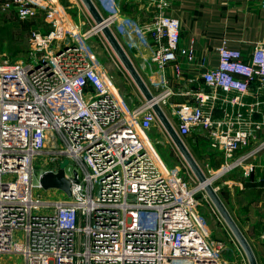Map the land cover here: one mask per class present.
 I'll return each mask as SVG.
<instances>
[{"label": "built area", "instance_id": "obj_1", "mask_svg": "<svg viewBox=\"0 0 264 264\" xmlns=\"http://www.w3.org/2000/svg\"><path fill=\"white\" fill-rule=\"evenodd\" d=\"M147 1L142 23L122 17L117 0L100 13L112 32L149 42L159 74L151 99L126 113L83 49L96 24L84 31L56 0H3L18 20L45 21L30 29L24 59L0 60V264L236 263L197 217L196 176L161 170L139 130L159 123L157 103L181 139L199 135L223 155L219 174L242 166L264 146V43L242 53L223 42L212 67L181 44L172 0ZM184 65H198L200 79L178 91L167 68L178 80ZM173 95L184 100L171 104ZM61 156L74 162L70 174L63 168L70 195L32 182L35 167L58 173Z\"/></svg>", "mask_w": 264, "mask_h": 264}, {"label": "crops", "instance_id": "obj_2", "mask_svg": "<svg viewBox=\"0 0 264 264\" xmlns=\"http://www.w3.org/2000/svg\"><path fill=\"white\" fill-rule=\"evenodd\" d=\"M92 1L100 13H104L110 4V0ZM56 2L67 9L70 18H82L88 24L95 25L96 22L81 0H56ZM117 2L122 17L126 16L133 22L142 23L152 16L153 9L148 6L147 0L141 2L139 0H117ZM167 13L179 21L181 44L191 45L197 56L206 59L208 65L212 67L218 63L217 47L223 42L228 48L239 50L242 53H250L254 45L264 43L263 0H172ZM112 29L149 90L152 92L157 90L159 74L155 65L149 61L151 53L149 42L147 41L143 46L135 34L131 36L136 38H131L118 32L115 27ZM183 67L184 71L178 80L172 78L171 68H167L169 79L178 91L184 88L188 79L195 77L200 79L198 76L202 70L198 65L190 69H187L185 65ZM176 96L181 98L178 99ZM183 100L184 97L181 95H173L169 98V103H178ZM184 138L187 141L190 139L194 144H196L195 141H200V144L205 142V139L199 135ZM260 141V137L253 139L247 149L236 155L254 149ZM207 148L214 151L209 146ZM219 154L221 158L215 162V165L220 168L223 167L225 160L223 155ZM220 175H224V179L220 183L221 188L216 187V190H219L218 194L228 212L249 241L257 263L264 264V238H262L264 232V146L248 158L242 166L236 165ZM234 248L238 251L236 247Z\"/></svg>", "mask_w": 264, "mask_h": 264}, {"label": "rangeland", "instance_id": "obj_3", "mask_svg": "<svg viewBox=\"0 0 264 264\" xmlns=\"http://www.w3.org/2000/svg\"><path fill=\"white\" fill-rule=\"evenodd\" d=\"M2 2L3 0H0V60L9 59L10 61H15L24 59L29 53L28 34L30 29L37 26H44L43 22L45 19L41 15V17L31 21H20L12 11L2 8ZM90 27L91 25L85 22L83 30L87 31L91 29ZM82 46L87 56L97 65V68L101 67L106 77L109 90L117 97L121 106L124 107V112L127 113L128 107L131 108L139 104L143 98V94L123 67L117 55H115V52L102 32L98 31L91 33L87 42H82ZM119 94L125 96L123 97V101L120 99ZM176 98L179 99L181 97L176 96ZM166 113L175 125L176 120L171 117L170 110H166ZM139 132L145 141V146L153 154L161 170L166 172V170L170 168L181 174H187V172L193 174L192 170L174 145V142L167 136L168 134H166L167 132L160 121L155 127L146 131V133L140 130ZM183 141L200 166L205 177L211 178V185L219 187L220 189V183L225 175L221 176L218 174L222 167L219 168V166L215 165V162L221 158L220 154L216 151H210L207 148L208 143L206 141L203 144H200V141H195L196 144H194L193 141L191 142L190 139L187 141L186 138H183ZM211 154L213 155L211 156ZM53 167L56 169L60 167H69L66 173L70 174V172H72L70 170H73L74 162L72 159L61 156L57 162H53ZM40 172L41 168L35 167L32 177V182L35 185L39 183ZM196 182L198 183L197 179ZM193 185H195V183H193ZM218 191L219 190H217V193ZM44 193L50 194V191H45ZM206 195L203 188L197 192L195 200L197 217H199L207 230L212 231L213 235L224 239L230 244L232 247L231 258L236 262L235 264H248L241 245H239L218 213L219 211L216 210L213 203ZM61 196L63 197L64 195L61 193ZM234 247H236L238 251Z\"/></svg>", "mask_w": 264, "mask_h": 264}, {"label": "water", "instance_id": "obj_4", "mask_svg": "<svg viewBox=\"0 0 264 264\" xmlns=\"http://www.w3.org/2000/svg\"><path fill=\"white\" fill-rule=\"evenodd\" d=\"M83 3V6L86 7V9L89 11L90 15L94 19V22H96V26L100 27V31L106 38L107 42L115 52V55H117L118 59L122 63L123 67L126 69V71L129 73L130 77L138 87V89L143 94L144 98L146 100H150L152 95L150 90L148 89L146 83L138 73L137 69L133 65L131 59L123 49L122 45L116 38V36L113 34L111 29L108 27L106 23H104V18L98 11L96 5L93 3L92 0H81ZM153 110L155 111L158 120L161 122V124L164 126L165 131L171 138V140L174 142V145L178 149L179 153L182 155L190 169L192 170L193 174L196 176L199 184H204V191L213 203L214 207L216 208L228 228L230 229L231 233L241 245L242 250L244 251V254L247 258L248 264H258L257 259L255 257V254L253 252V249L239 228L236 221L233 219L230 212H228L227 207L221 200L219 194L217 193V190L214 186L211 185V183H207L208 177H205L203 171L201 170L200 166L190 153L189 149L187 148L185 142L183 139H181L170 121L168 120L167 116L165 115L164 111L157 103L153 104L152 106ZM58 173L54 172H44L39 177V182L44 189H50V188H57L61 189L63 192L66 193V195H70V185L71 181L70 179H67L64 176V170L63 167H60L57 171ZM72 181H76L75 178H73Z\"/></svg>", "mask_w": 264, "mask_h": 264}, {"label": "bare ground", "instance_id": "obj_5", "mask_svg": "<svg viewBox=\"0 0 264 264\" xmlns=\"http://www.w3.org/2000/svg\"><path fill=\"white\" fill-rule=\"evenodd\" d=\"M100 27H101L100 25H99V27L97 26L96 30H100ZM96 30H95V31H96ZM218 174H219V173H218ZM216 175H217V174H216ZM214 177H216V176H214ZM210 181H211V178L208 179L207 183H210ZM198 187H199V188H203V187H204V184H199Z\"/></svg>", "mask_w": 264, "mask_h": 264}]
</instances>
